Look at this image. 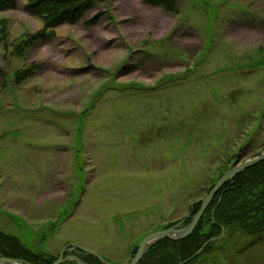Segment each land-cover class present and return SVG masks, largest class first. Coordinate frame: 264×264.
Instances as JSON below:
<instances>
[{"label":"rangeland","instance_id":"obj_1","mask_svg":"<svg viewBox=\"0 0 264 264\" xmlns=\"http://www.w3.org/2000/svg\"><path fill=\"white\" fill-rule=\"evenodd\" d=\"M24 6L0 12V232L33 254L120 264L264 152V0H96L49 38ZM258 237L195 264H264Z\"/></svg>","mask_w":264,"mask_h":264},{"label":"trees","instance_id":"obj_2","mask_svg":"<svg viewBox=\"0 0 264 264\" xmlns=\"http://www.w3.org/2000/svg\"><path fill=\"white\" fill-rule=\"evenodd\" d=\"M17 1L0 0V12L14 10ZM24 1L25 10L44 24L43 32H39L37 38L54 37V30L57 27L63 24L78 23L85 13L96 5V0ZM143 2L150 6L161 7L168 13H177L178 11V0H143ZM95 21L96 18H93L90 25ZM214 184L209 190L213 188ZM220 199L221 202H219ZM200 207L201 205L196 202L191 206L192 217L200 210ZM178 222L170 224L165 229ZM190 222L191 219H186L184 224L189 225ZM222 227L225 228L224 237L219 241L209 243L199 257L187 264H195L203 256L209 257L208 255L211 254L213 247L218 242L226 241L233 245L237 243L239 236L241 239L247 238L249 240L247 246L234 245L231 247L242 253L246 248L256 244L255 236H260L258 242L262 240L261 234L264 233V162L247 169L233 182H228L223 186L192 235L181 241H172L167 238L160 240L151 247L139 264H181L197 253L210 239L220 236ZM250 240H254V242H250ZM224 246L221 249L222 252L225 250ZM136 251L137 247H134L133 253ZM71 254L74 253L65 255ZM76 254L87 264H101L97 258L91 255L80 252ZM0 257L24 260L32 264H50L58 258L50 255H35L24 246L17 236L4 232H0Z\"/></svg>","mask_w":264,"mask_h":264},{"label":"water","instance_id":"obj_3","mask_svg":"<svg viewBox=\"0 0 264 264\" xmlns=\"http://www.w3.org/2000/svg\"><path fill=\"white\" fill-rule=\"evenodd\" d=\"M261 162H264V152L260 154L259 156L253 159L247 160L242 164H238L234 168L228 170L221 177V179L213 186V188L208 193H206L205 196L199 202H197V204L201 205L200 210L192 217L191 222L188 226H184L183 224L184 220H183L171 228L161 230L159 232H155L147 236L137 246V253L135 254V256L132 258V255H129L128 260L120 264H139L140 261L143 259V257L148 253L150 248L164 238H169L172 241H181L189 237L190 235H192L195 229L197 228L200 220L202 219L203 215L205 214L206 210L208 209L209 205L214 200V198L217 196L219 191L223 188V186L228 182H233V180L238 175H240L247 169L258 165ZM219 202H221V199L219 200ZM190 218H191V214L186 216V219H190ZM213 220H214V217H213ZM224 235H225V228L222 227V233L219 237L210 239L208 242H206L201 247V249L197 253H195L192 257L188 258L187 260L183 261L181 264H187L195 260L198 256H200L203 253L205 247L209 243L222 239ZM65 252H83L85 254L92 255L100 259L102 264H112V263H109L103 260V258L100 256L99 253L92 251V250H88L80 245H73V244L69 246V248L65 247L61 251L58 259L52 262L51 264H64L67 262H75L77 264H86L79 257L75 255L64 257ZM0 264H30V263L24 262L19 259L0 257Z\"/></svg>","mask_w":264,"mask_h":264},{"label":"flooded vegetation","instance_id":"obj_4","mask_svg":"<svg viewBox=\"0 0 264 264\" xmlns=\"http://www.w3.org/2000/svg\"><path fill=\"white\" fill-rule=\"evenodd\" d=\"M135 253H133L132 258L134 257Z\"/></svg>","mask_w":264,"mask_h":264}]
</instances>
